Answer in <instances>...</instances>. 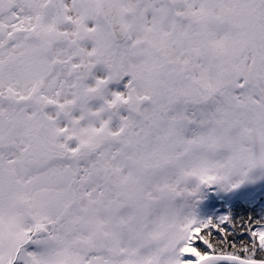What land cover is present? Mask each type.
Instances as JSON below:
<instances>
[{"label":"snow or ice","instance_id":"6c2138e0","mask_svg":"<svg viewBox=\"0 0 264 264\" xmlns=\"http://www.w3.org/2000/svg\"><path fill=\"white\" fill-rule=\"evenodd\" d=\"M261 180L264 0H0V264H264Z\"/></svg>","mask_w":264,"mask_h":264},{"label":"rangeland","instance_id":"374dc122","mask_svg":"<svg viewBox=\"0 0 264 264\" xmlns=\"http://www.w3.org/2000/svg\"><path fill=\"white\" fill-rule=\"evenodd\" d=\"M263 193H264V180H261L256 184L245 185L244 187L240 189L238 194L228 195L225 199L226 201H230L232 198H234L235 196H238L239 194H240V198H243V199H245V196L248 194L254 196L255 199H259ZM216 199H218V197H216ZM261 200H262V197L260 198V201ZM262 204L264 205V202ZM214 208H215V204L212 202V199H208L203 206V211L212 212Z\"/></svg>","mask_w":264,"mask_h":264},{"label":"trees","instance_id":"16d2710c","mask_svg":"<svg viewBox=\"0 0 264 264\" xmlns=\"http://www.w3.org/2000/svg\"><path fill=\"white\" fill-rule=\"evenodd\" d=\"M222 206V205H221ZM219 207L218 211H224L228 208H232L234 212L238 213L240 216L251 215L253 207L247 206L246 202L241 198H235L232 202ZM257 211H259L257 209Z\"/></svg>","mask_w":264,"mask_h":264}]
</instances>
